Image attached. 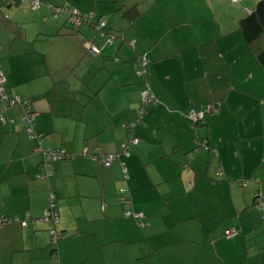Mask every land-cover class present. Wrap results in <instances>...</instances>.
Returning <instances> with one entry per match:
<instances>
[{
	"label": "crops",
	"instance_id": "obj_1",
	"mask_svg": "<svg viewBox=\"0 0 264 264\" xmlns=\"http://www.w3.org/2000/svg\"><path fill=\"white\" fill-rule=\"evenodd\" d=\"M257 1L45 0L93 11L100 31L45 4L0 0L4 89L29 99L44 146L73 154L39 179L42 153L21 106L0 103V214L26 218L0 226V264H50L53 250L59 264H264V39L247 43L239 28ZM145 80L154 100L140 110ZM190 108H205V123ZM139 116L128 156L104 165L81 154L119 151ZM121 186L143 225L123 214ZM49 191L64 232L53 248L42 219Z\"/></svg>",
	"mask_w": 264,
	"mask_h": 264
},
{
	"label": "built area",
	"instance_id": "obj_2",
	"mask_svg": "<svg viewBox=\"0 0 264 264\" xmlns=\"http://www.w3.org/2000/svg\"><path fill=\"white\" fill-rule=\"evenodd\" d=\"M13 1V0H9ZM18 1H27L30 5L33 7H39L44 0H18ZM234 2L239 0H232ZM48 7L52 11V15L56 16L58 12L65 11L68 15L69 22L77 26L80 23L86 21L87 19H91L93 17V12L90 10L87 13H82L78 8H76L73 5L65 4V5H52L48 4ZM97 23L100 25H103V21L98 18ZM87 46L88 49L95 53L99 50V48L96 45H93L90 40H87ZM148 62V59L145 57L144 54H139L136 58V64L139 66V72H146V64ZM4 83V74L3 70L0 67V103L2 106H8L13 104H19L21 106V114L19 116V123L22 126V128L26 131L27 135L29 137L35 136L37 139V145L36 150L41 151L42 153V159L37 164V172L36 176L39 179H45L47 180L51 174L53 173V161L59 160L62 158H67L69 156H72L73 154L69 151H67L65 148L61 146L56 147H50V146H44L42 144L44 140V136L42 134H36L34 132V122H35V115L36 112L31 109L29 99L22 98L17 94L9 95L3 86ZM154 100L153 94L149 89L148 81H144L143 87L140 90V101H139V109L143 110L144 107ZM210 105L207 106L206 109H209ZM206 110H197L195 108H190L188 111V114L193 118V120L201 119L203 118V115L205 114ZM140 116L137 118V120H131L126 124V127L128 129L127 137L120 143V150L117 152H103L99 147H95L92 150H88V148L83 147L81 149V154L87 156L90 159H97L99 156H101V161L104 165H109L111 162L118 158L120 154L124 156H128L130 154L131 147L136 144L139 140V137L133 134L132 128L134 127L135 123L139 120ZM0 121H4V118L2 114L0 113ZM198 143V142H197ZM200 143V141H199ZM204 146V145H202ZM198 148V147H197ZM121 170L123 172L124 178L128 177L127 174V168L123 161H120ZM216 174H221L220 167L215 168ZM119 191V197L121 202L123 203L124 209L123 214L125 216H133L138 220L139 225H143L142 217L143 212L141 210H135L131 207L130 201L127 199L125 193V187L121 186L118 188ZM101 207H104V204H101ZM257 208L259 210L262 209L261 204L257 203ZM42 219L46 222H49L50 226L48 227L49 232V244L53 248L59 238L64 236V232L57 226L58 223V213L54 208V202H53V194L49 191L48 192V205L43 210ZM6 221H20L22 224H25V219H20L16 216H8L4 213L0 214V226L6 222ZM236 232L233 228H226L224 230V234L227 237H230L234 235ZM50 264H59V257L57 252L54 250L51 251L50 256Z\"/></svg>",
	"mask_w": 264,
	"mask_h": 264
},
{
	"label": "trees",
	"instance_id": "obj_3",
	"mask_svg": "<svg viewBox=\"0 0 264 264\" xmlns=\"http://www.w3.org/2000/svg\"><path fill=\"white\" fill-rule=\"evenodd\" d=\"M4 2L5 3H21V2H27V1H18V0L9 1V0H4ZM44 4L47 6V3L45 2V0L43 1V3L41 5H44ZM63 12H65V11H63ZM122 13H123V15H125L129 19H131L138 13V11H137V9H136V7L134 5H131V6H127V7L123 8L122 9ZM4 17H6V14H2L0 16V19L4 18ZM91 19H87L84 22L92 23L100 31L105 29V24L99 26V24L97 23V19H95V20H91ZM67 20H68V15H67ZM239 28L241 30V34L243 35L244 40L247 43H255V41H259V40L264 39V0H258L257 3L255 4L254 8L248 14H246L245 16H243L239 20ZM256 55H257V58H258L259 62L262 65V67L264 68V43L262 45H260V46L258 45L256 47ZM135 62H136V59H135ZM20 97H22V96H20ZM24 98H26V97H24ZM29 103H30V101H29ZM30 107H31V104H30ZM31 109L33 110L32 107H31ZM197 122L205 123V114L203 115V118L193 120L194 124H196ZM34 127H35V122H34ZM199 141L200 140H198V139L195 141V148H197V147L201 148L200 146H202V145L206 146V144L204 142L200 141V143H199ZM130 151H131V149H130Z\"/></svg>",
	"mask_w": 264,
	"mask_h": 264
},
{
	"label": "rangeland",
	"instance_id": "obj_4",
	"mask_svg": "<svg viewBox=\"0 0 264 264\" xmlns=\"http://www.w3.org/2000/svg\"><path fill=\"white\" fill-rule=\"evenodd\" d=\"M60 5H65V4H60ZM54 89H55V87H54ZM70 102H74L73 100H69ZM82 106V105H81ZM75 107V104H73L72 105V107L71 108H74ZM69 108H70V106H69V104L68 103H66V111H68L69 110ZM138 108H139V106H138ZM132 120H134V119H132ZM83 147V146H82ZM81 147V148H82ZM95 147H98V146H95ZM95 147H93V148H95ZM80 148V149H81ZM65 160H70V159H65ZM55 162H57V161H55ZM55 162H54V164H55ZM53 191V190H52ZM157 191H158V189H157ZM118 193H119V191H118ZM156 193V192H155ZM47 194H48V192H47ZM150 194H152V192L150 191ZM119 197V196H118ZM120 198V197H119Z\"/></svg>",
	"mask_w": 264,
	"mask_h": 264
}]
</instances>
